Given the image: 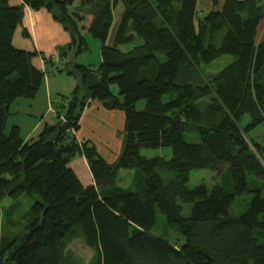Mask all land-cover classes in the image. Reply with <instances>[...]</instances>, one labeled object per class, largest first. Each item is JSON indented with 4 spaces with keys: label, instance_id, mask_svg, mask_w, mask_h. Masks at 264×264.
<instances>
[{
    "label": "trees",
    "instance_id": "16d2710c",
    "mask_svg": "<svg viewBox=\"0 0 264 264\" xmlns=\"http://www.w3.org/2000/svg\"><path fill=\"white\" fill-rule=\"evenodd\" d=\"M198 4L0 0V223L5 216L13 227L0 237V264H264V144L252 134L264 126V40L257 41L264 0H226L204 15ZM26 6L45 8L69 33L57 47L60 60L98 40V66L71 60L61 67L43 55L47 68L37 67L38 52L14 44ZM225 54L230 63L205 71ZM53 68L78 78L55 119L27 139L19 125L7 132L13 104L35 98ZM95 100L126 114L114 162L77 135ZM144 147H169L172 155L147 157ZM79 156L91 184L71 165ZM121 169L135 170L128 187L118 184ZM200 169L222 182L190 188ZM247 193L249 206L233 215L236 198ZM182 202L192 204L188 217ZM158 209L177 232L174 241L152 233ZM75 239L92 249L88 262L70 249Z\"/></svg>",
    "mask_w": 264,
    "mask_h": 264
},
{
    "label": "crops",
    "instance_id": "0c3cea01",
    "mask_svg": "<svg viewBox=\"0 0 264 264\" xmlns=\"http://www.w3.org/2000/svg\"><path fill=\"white\" fill-rule=\"evenodd\" d=\"M207 1L211 8H221L226 2V0ZM24 28L27 30V35L23 32ZM16 32L19 33L18 35L20 39L17 47L28 51H37L38 55L34 57L33 62L42 70H45L44 67L46 65L43 55L52 56L54 61L61 67H63L67 61H77V57H75V54L74 52L72 53V51L62 60L58 57L57 47L67 44L71 38L64 27L57 22L52 14L45 8L36 10L32 7L26 6L23 23L18 27ZM263 40L264 19L260 23L257 33V41L260 42ZM77 83L78 78L75 75L69 74L67 70L59 71L55 68L49 69L45 75L42 86L34 99H19L13 104V114L23 112L25 115L33 117L36 122L32 129L33 133L28 135L26 139L38 134L44 121L52 122L55 119L58 106L62 103V96L70 93ZM125 121L126 114L124 111L107 110L99 101L95 100L92 101L85 110L81 119V128L77 135L80 139H88L94 143L96 141L100 143L102 142L106 147V153L113 154L112 160L108 159V154L106 155L108 156L106 158L110 162H114L122 148V138L120 139L118 135L123 132ZM98 150L102 152L99 147ZM78 160L82 169L88 174V177L85 178L86 182H84L76 171L77 174L84 184L93 183V176L87 160L83 156H79Z\"/></svg>",
    "mask_w": 264,
    "mask_h": 264
},
{
    "label": "rangeland",
    "instance_id": "374dc122",
    "mask_svg": "<svg viewBox=\"0 0 264 264\" xmlns=\"http://www.w3.org/2000/svg\"><path fill=\"white\" fill-rule=\"evenodd\" d=\"M212 8L210 7L209 3L207 0H200L198 4V10L200 14H206L208 13ZM115 27L118 25L121 14L123 12V5L120 4L118 8L115 10ZM19 33L16 32L14 36V44L16 46L19 45ZM90 45H91V50L83 52L77 56V62L86 64V65H91L93 67L98 66V64L101 61V44L98 40L90 38ZM73 53V52H72ZM71 53V54H72ZM70 54V52H69ZM233 60V57L230 55H221L217 59H215L211 64H209L206 68L205 71L209 72H217L220 69H222L225 65L230 63ZM205 73V72H204ZM36 97V96H35ZM170 97V94H166L163 96V100H168ZM34 99V98H32ZM31 100V99H27ZM146 105L145 100H140L137 102L136 108L141 110L144 109ZM54 114V113H53ZM56 117V114H55ZM249 121V117L246 116L242 124H246ZM35 121L33 117L29 115H25L23 112H18L17 114H11L7 120V125H6V131L9 132L10 128L12 125H19L21 127V132L22 136L26 138L28 135H30L32 132L33 127L35 126ZM35 133V132H34ZM253 136H256L257 139L264 144V126H259L253 133ZM120 139L122 138L121 134L118 135ZM188 140H193V141H198V136L189 134L187 133L186 135ZM117 138V137H116ZM118 139V138H117ZM94 143V142H93ZM96 146H98L105 157L107 154L109 155V160L113 159V154L106 153V147L104 144L101 142H95ZM141 154L147 156V157H153V156H163V157H170L172 155V149L169 147H160V148H142L141 149ZM71 165L73 166L74 169L79 173L80 177L85 181V178L88 177V174L85 173L84 169H82L81 164L78 160V157H76ZM220 172V171H219ZM135 173V170H128V169H121L119 172V178H118V184L128 187L133 183V175ZM223 180L222 175H218L215 171L212 170H207V169H200V170H193L191 173V178L190 181L188 182V186L190 188H194L200 184H206L208 188L211 190L212 187L219 181L220 183ZM253 194L252 193H247L244 196L236 198L234 204L231 207V211L233 215H239L242 212L246 210V208L249 206V203L252 199ZM10 200L6 199L4 201V204H9ZM183 205V215L185 217H188L191 213V203H186L182 202ZM21 211V210H20ZM5 216L2 217L1 223H0V237L4 236L6 233H11L13 230V227H11L7 219L5 220ZM152 233L154 235L162 236L165 233H168L167 237L169 240L174 241L177 237L178 234L177 232L170 228L166 221V217L164 214L160 212V210H157V224L156 226L152 229ZM70 249H72L76 254L84 257L85 261L88 262L90 258L93 255V251L90 247H88L84 241L81 239H75L73 242L70 244Z\"/></svg>",
    "mask_w": 264,
    "mask_h": 264
},
{
    "label": "built area",
    "instance_id": "2783aa9c",
    "mask_svg": "<svg viewBox=\"0 0 264 264\" xmlns=\"http://www.w3.org/2000/svg\"><path fill=\"white\" fill-rule=\"evenodd\" d=\"M46 68H47V66L45 65L44 69H46Z\"/></svg>",
    "mask_w": 264,
    "mask_h": 264
}]
</instances>
